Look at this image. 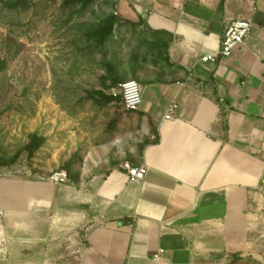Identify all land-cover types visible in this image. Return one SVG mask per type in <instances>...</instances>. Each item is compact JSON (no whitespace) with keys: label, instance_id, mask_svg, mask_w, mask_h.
Segmentation results:
<instances>
[{"label":"crops","instance_id":"crops-1","mask_svg":"<svg viewBox=\"0 0 264 264\" xmlns=\"http://www.w3.org/2000/svg\"><path fill=\"white\" fill-rule=\"evenodd\" d=\"M115 3L167 41L162 65L137 60L145 143L133 147L132 114L109 94L58 110L67 122L47 121L49 161L75 148L81 165L63 184L0 171V264H264V0ZM244 20L251 32L229 58L199 62ZM125 162L144 180L129 182Z\"/></svg>","mask_w":264,"mask_h":264},{"label":"rangeland","instance_id":"rangeland-1","mask_svg":"<svg viewBox=\"0 0 264 264\" xmlns=\"http://www.w3.org/2000/svg\"><path fill=\"white\" fill-rule=\"evenodd\" d=\"M108 24L112 33L100 46L97 32ZM166 44L161 33L125 19L115 0H0V171L49 179L54 172L78 169L82 152L75 148L50 163L57 140L53 147L46 142L47 121L66 125L59 112H75L84 95L88 101L92 92L109 94L126 81L140 84L146 72L137 60L162 65ZM110 69L116 70L115 80ZM78 112L91 128L93 117ZM129 113L133 147L141 149L145 121Z\"/></svg>","mask_w":264,"mask_h":264},{"label":"built area","instance_id":"built-area-1","mask_svg":"<svg viewBox=\"0 0 264 264\" xmlns=\"http://www.w3.org/2000/svg\"><path fill=\"white\" fill-rule=\"evenodd\" d=\"M251 29L252 23L250 21L244 20L232 22L226 27L222 34L217 53L203 56L200 58L199 62L202 64L213 65L220 59L229 58L232 52L242 45L244 39L249 36ZM109 95L112 99H121L123 108L128 112L138 111L142 104L141 87L135 81H126L116 85L110 90ZM174 110L175 105L170 106L164 118L166 120L172 119V113ZM119 168L124 172L129 182L143 181L147 173L145 167L132 166L128 162L121 164ZM48 181L54 184H63L68 182V176L66 172L59 171L53 173Z\"/></svg>","mask_w":264,"mask_h":264},{"label":"trees","instance_id":"trees-1","mask_svg":"<svg viewBox=\"0 0 264 264\" xmlns=\"http://www.w3.org/2000/svg\"><path fill=\"white\" fill-rule=\"evenodd\" d=\"M112 29H113V24H108L107 28L105 30L97 32V38L96 39H97L98 45L102 46L106 42L107 37H109L110 34L112 33ZM108 74L114 80L117 77L116 70H114V69H110ZM110 98L111 97H109V100H111ZM113 100L120 101V103L122 104L121 99H113ZM231 262H233V264H234L235 260L231 261ZM231 262L229 264H231Z\"/></svg>","mask_w":264,"mask_h":264}]
</instances>
